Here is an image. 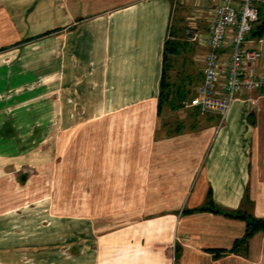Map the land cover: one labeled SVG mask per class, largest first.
Masks as SVG:
<instances>
[{"label":"crops","instance_id":"crops-1","mask_svg":"<svg viewBox=\"0 0 264 264\" xmlns=\"http://www.w3.org/2000/svg\"><path fill=\"white\" fill-rule=\"evenodd\" d=\"M211 9L196 0H0V182L26 181L47 150L50 186L61 178L72 206L37 226L33 237L49 240L33 241L25 263L23 245L2 242L0 264H264L263 232L247 254L232 251L244 221L200 210L264 217V87L241 93L224 120L185 101L157 110L167 40L192 54L167 56L169 88L181 79L193 92L201 81L206 47L184 32H204ZM247 38L261 53L251 69L264 73V40L260 48Z\"/></svg>","mask_w":264,"mask_h":264},{"label":"built area","instance_id":"built-area-1","mask_svg":"<svg viewBox=\"0 0 264 264\" xmlns=\"http://www.w3.org/2000/svg\"><path fill=\"white\" fill-rule=\"evenodd\" d=\"M212 4L204 32L190 24L185 40L203 44L202 78L185 101L200 114L215 113L224 120L232 102L244 92L264 87V73H254L251 65L260 57V49L247 47V35L259 19L257 0H196ZM263 42V38H257ZM226 55L222 56L223 48Z\"/></svg>","mask_w":264,"mask_h":264},{"label":"rangeland","instance_id":"rangeland-1","mask_svg":"<svg viewBox=\"0 0 264 264\" xmlns=\"http://www.w3.org/2000/svg\"><path fill=\"white\" fill-rule=\"evenodd\" d=\"M255 6L260 16L264 17V0H257ZM261 44L262 42L259 43V45L257 44V46L261 48ZM179 48L181 57L189 58L192 56V54L190 55V50L189 52L187 51V46ZM168 55L169 60L171 61L172 56L171 54ZM181 64L182 62H180V66ZM190 64L192 68L200 66V62L197 60L192 61V63L190 62ZM58 128H60L59 125ZM62 128L63 127H61V129ZM61 158H63V156ZM47 160V150L43 154L33 156V160H31L30 163L34 161L35 164H40V162L41 164H46V166L41 167L45 172L40 169L31 172V170L27 168L25 173H23L26 175V181L24 178L25 183H21L19 180L16 182V179L13 178L12 174L9 176L7 185L2 181L0 182V212H6L7 214V217L0 219V246H2V242L5 244L8 243L9 246L17 244L23 245L21 247H24V249H22V251L20 249L21 261L23 263H25L26 260H29V257L33 252V241L41 240L42 242H48L49 240L47 234H42L40 239H35L36 237H33V232L35 230L37 231V226L41 224V231L46 230V228H48V223L50 222L49 214H52L53 212L59 214H72L70 208L72 206L65 208V190L63 189L61 178H58L57 188L50 186L49 175L47 173ZM60 160L59 163L63 164L64 160ZM75 192H79V190H76ZM83 192L86 193L87 190ZM85 198L86 194L81 197L80 195H75L72 199L74 200V203L77 202L76 204H80L79 202ZM74 207L78 209L77 213L80 215L81 206H73V208ZM77 222L78 221L71 222L72 228L80 229ZM2 228L5 229L4 232H2ZM82 243L84 242L81 241L80 238H77V242L74 244L80 246ZM1 255L2 252L0 250V259Z\"/></svg>","mask_w":264,"mask_h":264},{"label":"trees","instance_id":"trees-1","mask_svg":"<svg viewBox=\"0 0 264 264\" xmlns=\"http://www.w3.org/2000/svg\"><path fill=\"white\" fill-rule=\"evenodd\" d=\"M49 33V32H47ZM46 34V33H45ZM252 36L264 37V17L259 14L258 22L255 24L251 31ZM178 42L167 40L164 45L163 50V70L161 76V86L158 95V106L157 110L160 111L164 103L169 104L171 109H177L183 106L184 101H186L192 94V91L182 87L181 79L178 80L177 89L173 90L169 88V83L165 82V65L164 62L167 60L168 54H176L179 51ZM20 181L24 182V178L20 177ZM210 210L213 209L214 212H223L225 215L230 217H236L242 219L245 223L244 233L241 237L236 238L232 244V251H239L243 254H247L249 239L258 232L264 233V217L256 218L250 214L240 213L237 211L222 210L220 208H200V210Z\"/></svg>","mask_w":264,"mask_h":264}]
</instances>
